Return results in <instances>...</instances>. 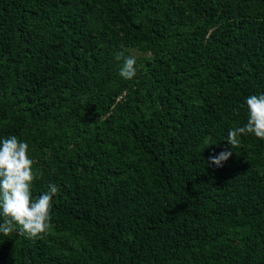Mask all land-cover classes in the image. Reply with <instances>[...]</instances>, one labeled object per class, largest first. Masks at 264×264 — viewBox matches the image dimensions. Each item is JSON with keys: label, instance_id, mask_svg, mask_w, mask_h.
<instances>
[{"label": "trees", "instance_id": "obj_1", "mask_svg": "<svg viewBox=\"0 0 264 264\" xmlns=\"http://www.w3.org/2000/svg\"><path fill=\"white\" fill-rule=\"evenodd\" d=\"M260 94L264 0H0V141L58 187L0 264H264V140L227 143Z\"/></svg>", "mask_w": 264, "mask_h": 264}, {"label": "clouds", "instance_id": "obj_2", "mask_svg": "<svg viewBox=\"0 0 264 264\" xmlns=\"http://www.w3.org/2000/svg\"><path fill=\"white\" fill-rule=\"evenodd\" d=\"M116 60H123L119 75L125 80L136 76V59L118 53ZM247 123L228 132L227 143L231 149L240 145L242 135L253 134L264 140V94L252 95L246 99ZM29 146L15 136L0 141V234L9 236L16 232L29 239L43 238L51 228L52 198L58 187L49 184L48 191L33 198L32 185L36 178L34 161L29 156ZM232 156V150H225L210 157V163L222 167Z\"/></svg>", "mask_w": 264, "mask_h": 264}]
</instances>
